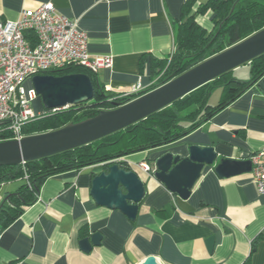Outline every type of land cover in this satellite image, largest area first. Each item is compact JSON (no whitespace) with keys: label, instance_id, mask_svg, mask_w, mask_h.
Segmentation results:
<instances>
[{"label":"crops","instance_id":"crops-1","mask_svg":"<svg viewBox=\"0 0 264 264\" xmlns=\"http://www.w3.org/2000/svg\"><path fill=\"white\" fill-rule=\"evenodd\" d=\"M187 1L0 0V22L51 3L77 21L91 55L113 57L111 67L95 77L108 94L123 95L148 89L150 62L170 58ZM207 1L192 0L190 14L210 31L211 12H197ZM190 146L211 147L216 160L204 166L188 198L181 199L152 176L153 161L164 153L186 156ZM263 148L264 74L182 139L119 158L145 187L134 221L90 196L92 178L105 170L102 164L60 173L40 185L36 200L0 234V264H140L149 256L159 264H264V196L251 171L221 178L214 170L222 159L250 161ZM142 163L151 172L142 171ZM23 184L18 179L0 185V205ZM94 233L100 243L81 250L80 241Z\"/></svg>","mask_w":264,"mask_h":264},{"label":"trees","instance_id":"trees-1","mask_svg":"<svg viewBox=\"0 0 264 264\" xmlns=\"http://www.w3.org/2000/svg\"><path fill=\"white\" fill-rule=\"evenodd\" d=\"M191 6L192 0H188L182 13L184 19L174 31L175 48L170 58L150 62L152 83L148 89L130 96L108 94L95 74L75 65L44 72L43 75L53 76L88 75L93 98L65 109H44L41 116L23 127L22 134L29 136L56 130L94 117L101 110L114 109V103L118 106L126 104L264 28V0H208L197 12H211L210 31L196 23L190 14ZM245 65L250 66L249 81L235 79L233 70L228 71L145 119L90 144L33 162L0 166V185L25 180L15 193L7 195V204L0 205V234L36 200L38 188L49 177L159 148L188 135L262 77L264 54ZM215 88H220V97L218 103L211 106L208 99ZM10 138V134H0V141ZM117 163L121 168L131 170L123 162Z\"/></svg>","mask_w":264,"mask_h":264},{"label":"water","instance_id":"water-1","mask_svg":"<svg viewBox=\"0 0 264 264\" xmlns=\"http://www.w3.org/2000/svg\"><path fill=\"white\" fill-rule=\"evenodd\" d=\"M263 54L264 28L126 104L114 103V109L101 110L94 117L56 130L24 136L20 140L0 141V166L33 162L90 144L145 119ZM31 85L46 110L65 109L93 98L91 80L82 73L37 75L31 79ZM215 160L211 147L190 146L186 156L164 153L155 159L152 176L172 194L187 199L204 166H213ZM117 162L115 159L102 164L105 170L92 178L90 196L97 205L119 210L128 220L134 221L145 193L144 183L135 171L121 168ZM214 170L219 177L230 178L250 172L251 161L222 159ZM100 238L94 233L82 239L81 250L89 251L91 245L100 243ZM207 244L211 249L213 239ZM140 264L159 262L149 256Z\"/></svg>","mask_w":264,"mask_h":264},{"label":"built area","instance_id":"built-area-1","mask_svg":"<svg viewBox=\"0 0 264 264\" xmlns=\"http://www.w3.org/2000/svg\"><path fill=\"white\" fill-rule=\"evenodd\" d=\"M112 62L111 55H91L77 21L57 13L51 3L22 10L13 22H0V134L20 140L23 127L42 115L33 108L38 97L31 85L34 76L73 65L96 74ZM139 92L136 87L123 96ZM250 161L256 191L264 196V148ZM140 169L151 172L148 164Z\"/></svg>","mask_w":264,"mask_h":264},{"label":"rangeland","instance_id":"rangeland-1","mask_svg":"<svg viewBox=\"0 0 264 264\" xmlns=\"http://www.w3.org/2000/svg\"><path fill=\"white\" fill-rule=\"evenodd\" d=\"M200 1H205V0H200ZM250 66L249 65H242V66H239L238 68H235L233 70V76L238 79V80H241V81H248L250 79ZM30 85V82H26L25 83V86L26 87H29ZM220 96V88H215L212 90L211 92V95L208 99V105H215L218 101V98ZM37 102L39 103V108L41 111L44 110V107L42 105V102L40 100L39 97H37V101H35V103L33 104V108L35 109H39L38 107H35L37 104Z\"/></svg>","mask_w":264,"mask_h":264}]
</instances>
